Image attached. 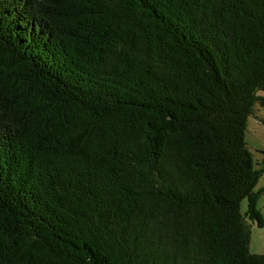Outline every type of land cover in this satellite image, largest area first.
<instances>
[{
	"label": "trees",
	"instance_id": "obj_1",
	"mask_svg": "<svg viewBox=\"0 0 264 264\" xmlns=\"http://www.w3.org/2000/svg\"><path fill=\"white\" fill-rule=\"evenodd\" d=\"M262 92L264 0H0V264H264Z\"/></svg>",
	"mask_w": 264,
	"mask_h": 264
},
{
	"label": "rangeland",
	"instance_id": "obj_2",
	"mask_svg": "<svg viewBox=\"0 0 264 264\" xmlns=\"http://www.w3.org/2000/svg\"><path fill=\"white\" fill-rule=\"evenodd\" d=\"M259 95H264V92ZM244 141L247 149L252 155L254 168L262 170L264 168V110L256 105L253 113L247 121V129L244 134ZM260 193L257 200V209L264 218V172L254 189ZM247 200L241 202V213L246 212ZM247 230L249 233V252L253 255L264 256V227L259 228L255 223L247 220Z\"/></svg>",
	"mask_w": 264,
	"mask_h": 264
}]
</instances>
